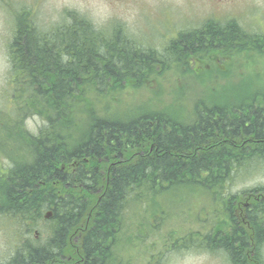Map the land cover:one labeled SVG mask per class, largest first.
<instances>
[{"label":"trees","instance_id":"16d2710c","mask_svg":"<svg viewBox=\"0 0 264 264\" xmlns=\"http://www.w3.org/2000/svg\"><path fill=\"white\" fill-rule=\"evenodd\" d=\"M110 28L74 15L52 26L33 17L15 22L7 84L29 156L0 173V216L13 235V252L0 264H140L126 253L138 232L147 234L153 221L164 220L178 193L199 190L211 198V229L177 227L166 249L151 252L143 264H158L166 252L186 245L222 250L232 264H250L244 254L250 240L260 252L253 261L261 264L264 181L236 187L264 174L263 95L247 96L251 101L237 110L215 98L214 84L189 113L151 109L130 119L103 114L94 103L128 87L149 88L157 72L175 66L196 62V71L201 60L225 58L238 41L259 47L264 37L236 30L229 40L231 30L207 27V33H181L159 52L120 24ZM34 115L49 124L37 134L23 127ZM244 200L246 216L238 214ZM49 210L50 232L41 228ZM240 220L251 222V230L239 229L236 243Z\"/></svg>","mask_w":264,"mask_h":264},{"label":"rangeland","instance_id":"374dc122","mask_svg":"<svg viewBox=\"0 0 264 264\" xmlns=\"http://www.w3.org/2000/svg\"><path fill=\"white\" fill-rule=\"evenodd\" d=\"M0 1L4 4L8 1L10 3L15 1L16 7H21L20 4L30 6L33 2L40 3L39 8L43 13L38 14V16H40L39 22L42 26L58 24L63 17H66L65 15L61 18L59 16L67 10L80 13L99 28L111 29L110 27L117 23L122 25L127 34L143 43L142 46L156 48L159 52H165L168 43L177 38L179 34L186 31V35L194 33L195 31L190 32V28L193 27H197L196 32L203 33H207V27L217 29V32L221 33L229 29L232 32L229 35V40L233 38V33L235 34L236 30L246 32L245 35L255 37L258 41L264 37V34H256L257 32L264 33V0ZM2 9L0 6V117H4L3 122L0 123V173L3 172L1 169L6 170L11 165L13 168L21 157H27V153L29 156V150H27L25 143L22 144L19 140V134L16 131V114L11 111L12 116H9L11 115L9 108L14 103L10 94L11 86L7 84L10 69L8 53L16 19L8 18V14L2 12ZM212 13H215L214 16L218 19L222 13V15H226V20L217 22L213 19L214 16L207 19ZM32 16L35 15L32 14ZM235 16L241 18L237 24L233 19ZM243 27L248 29H242ZM187 28L190 30H186ZM245 35L241 34L238 37ZM216 46L217 43L209 47ZM205 47L208 46L200 48ZM230 47L232 49L229 51L230 53L224 55L225 58L201 60L196 71H193L196 62L191 63L190 68L183 65L175 66L165 73L157 72L156 79L149 88L128 87L121 92H115L111 98L105 99L103 102L98 101L94 105L103 114H111L116 118L123 119H130L137 112L151 109H168L175 111L178 115H183L184 112L192 111L199 97L204 96L211 85L216 84L214 95L217 100L221 101V104L236 107L237 110H241V108L244 110L245 107L240 108L239 106L242 101L245 106L247 105L246 102L251 101H248L247 96H264V44L257 47L252 42L238 41L234 45L230 44ZM125 114L126 117L124 118ZM182 117L180 116L178 119ZM74 118L79 120L82 117L74 113ZM23 127L31 133L37 134L41 127H49V124L44 117L34 115L26 116ZM262 181H264V174L258 173L247 183L236 187V190L252 187ZM180 196L182 197L180 198ZM175 199L177 206H175V202L170 203L168 211L170 213L166 214V218L158 222L153 221L156 227L148 230L147 234L144 230L139 231V236L132 240L135 242L128 247L126 253L131 252L134 256L137 255L140 264L146 262L151 252L158 251L160 247L163 250L166 249L167 245L171 243L169 242L170 239H172L169 236L173 232H177L173 231L178 229L177 227L180 229L184 227L185 231H189L192 225H203L211 229L212 220L207 219L211 207V198L207 192L200 190L196 192L183 191L178 193ZM179 200L181 201L179 202ZM240 208L239 215H248L249 201L244 200L238 206V209ZM248 223L251 222L240 220L237 223L239 225L236 228L238 236L237 238L234 237L237 239L234 242L237 243L240 239L238 238L241 236L239 229L246 230L245 226ZM41 228L50 232V221L43 222ZM232 228L222 227L221 230L231 231ZM153 229L154 232L150 235L149 232L151 233ZM11 236L13 235L8 221L0 216V262L10 257L13 252ZM139 237L144 238L143 241L137 243ZM44 238H46L45 233L40 237L39 242L44 243L46 241ZM250 241L252 242V240ZM251 242L247 246L244 245V254L248 255L246 256L247 259L249 258L248 263L255 264L254 257L260 255V252H254V246ZM181 247L165 253L166 255L161 259V264H232L223 251L216 253L199 248L187 249V245ZM260 261L261 264H264V244L261 246Z\"/></svg>","mask_w":264,"mask_h":264},{"label":"water","instance_id":"95a60500","mask_svg":"<svg viewBox=\"0 0 264 264\" xmlns=\"http://www.w3.org/2000/svg\"><path fill=\"white\" fill-rule=\"evenodd\" d=\"M51 215H52V213H51V212H48V213L46 214V218L51 217Z\"/></svg>","mask_w":264,"mask_h":264}]
</instances>
